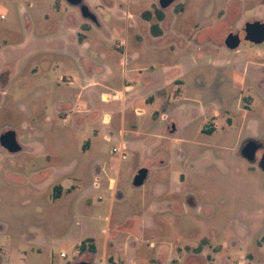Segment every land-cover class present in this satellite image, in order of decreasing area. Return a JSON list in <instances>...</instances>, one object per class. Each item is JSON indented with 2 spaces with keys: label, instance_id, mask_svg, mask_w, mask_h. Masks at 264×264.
<instances>
[{
  "label": "rangeland",
  "instance_id": "obj_1",
  "mask_svg": "<svg viewBox=\"0 0 264 264\" xmlns=\"http://www.w3.org/2000/svg\"><path fill=\"white\" fill-rule=\"evenodd\" d=\"M85 3L108 32H86L91 22L66 0H0V137L14 131L22 147L0 144V264H91L95 243L103 258L104 216L108 261L127 264L129 244L142 264L163 263L170 248L182 264H264V43L245 41L246 24L264 22V0H178L159 8L160 23L159 0ZM68 20L88 45L70 46ZM231 33L237 50L226 47ZM104 66L107 88L95 91L107 95L94 100L83 70ZM124 86L134 89L125 96ZM250 141L260 145L253 162L242 155ZM141 169L148 178L135 187ZM62 184L79 189L56 200ZM83 215L102 220L83 230Z\"/></svg>",
  "mask_w": 264,
  "mask_h": 264
},
{
  "label": "crops",
  "instance_id": "obj_2",
  "mask_svg": "<svg viewBox=\"0 0 264 264\" xmlns=\"http://www.w3.org/2000/svg\"><path fill=\"white\" fill-rule=\"evenodd\" d=\"M86 1V0H85ZM68 3V2H67ZM69 4V3H68ZM86 4V3H85ZM70 5V4H69ZM87 5V4H86ZM71 6V5H70ZM88 6V5H87ZM72 7V6H71ZM72 8H77V7H72ZM90 8V7H89ZM77 9H79V8H77ZM91 9V8H90ZM80 10V9H79ZM92 11V10H91ZM93 12V11H92ZM80 13H81V11H80ZM94 13V12H93ZM95 14V13H94ZM81 16H82V14H81ZM83 17V16H82ZM84 19V18H83ZM86 20V19H85ZM91 23H88V25H87V29L88 30H86V32H88V33H91V32H93L94 30H105L106 32H108V30H107V28H106V26H105V24H104V22L101 20V19H98V24H96V23H94V22H92V21H90ZM255 22H257V21H255ZM264 23V22H263ZM134 27V25H133V23H131V21H129V19H126V25H125V35H126V38H125V53H128V40H129V33H130V30L132 29ZM64 30H65V38L66 37H71L72 38V40H71V42H69L70 43V46L71 47H73L74 46V44H77L78 46H81V45H83V46H86V45H88V36L87 35H85V34H82V35H84V39H83V41L81 42L80 40H79V35L81 34V33H79L78 31H77V29L73 26V24L71 23V22H69V20H68V22L65 24V28H64ZM76 35H78V40L79 41H77L76 40ZM79 42H81L82 44H80L79 45ZM82 47V46H81ZM126 48H127V50H126ZM90 55H85V57H83V55L81 54V53H78V57H80V59H82L83 61H86V62H89L90 64H93L94 66H96L95 65V61L92 59V58H90L89 57ZM104 58H106L107 56L105 55V54H103L102 55ZM123 61H124V63L122 64L123 65V70H124V73H125V75H127L128 74V67H129V65L132 63V59L131 58H129V57H127V55L125 54V57H124V59H123ZM102 68V69H101ZM100 68V70H99V72H91V71H88L87 69H84L83 71H84V73L86 74V77H87V81H88V83H89V88L91 89L90 90V94H91V96H92V98L94 99V100H96L97 99V97L98 98H100V100L101 101H103L104 99H105V97H104V95H107V93H102L100 96H98V94H96V91H95V87H100V88H107V85L106 84H104V80L107 78L108 79V77L112 74V70L109 68V67H106V66H104V67H101ZM171 67H168V68H165V70H169ZM173 68V67H172ZM136 73V71H132V74L134 75ZM165 74V73H164ZM151 78H154L153 76H150ZM100 79V80H99ZM161 87V86H160ZM134 88H133V86H124L123 87V91H124V94H125V96H126V94H127V92L128 91H132ZM100 111V110H99ZM96 113V112H98V109L96 110V111H92V113ZM106 115H105V117L106 118H108V110H105V112H104ZM100 119L101 120H103V118H101L100 117ZM123 118H122V122H123ZM105 126H107V125H105ZM215 131V130H214ZM213 131V132H214ZM212 132V133H213ZM212 133L210 134V135H212ZM124 130L122 129L121 130V134H120V139H121V136L124 138ZM125 140V139H124ZM125 142V141H124ZM92 150V143H90L88 146H86V152L85 153H88V152H90ZM119 162H120V160H119ZM75 172V170L74 171H72V173H74ZM102 172H104V168L102 167V171H101V174H102ZM96 178H100V175H96ZM75 183H77V180L75 181ZM116 185H117V181H116V179H114V184H113V188L111 189V191H110V193H111V196H110V200H109V208L110 209H112V207L114 206V204H115V201H116V195H117V187H116ZM59 186H61L62 187V190H63V192H61V195H60V197L58 198V199H56V200H59V199H62L63 198V196L65 195V194H67V195H69V196H73V195H75L76 193H77V190L79 189V186H77L76 184H71L70 186H65V185H59ZM94 189H96V187L94 186ZM89 193L87 192H85L83 195H82V197L84 198V200H86L87 201V203H88V206L89 207H92V201L89 199ZM92 219V221L93 222H97V220L99 219V220H102L101 219V216L100 215H97L94 219L93 218H90V217H88L87 215H83V216H80L79 217V219H78V221H77V227L78 228H83V230L84 229H89L90 228V223H91V220ZM104 221H105V223H106V228L104 229V233H105V243H104V248H103V258H97V255H98V250H97V245H96V243H95V246H94V248H95V251H94V255H95V258H93V260H92V262H91V264H118V263H116L115 262V260H112V256H111V258H110V261H108L107 260V257H108V255H109V250H110V248H112L113 250L115 249V246L113 245V244H109V242H110V236H111V233H113V229H112V220L110 219V217L109 216H104ZM89 221H90V223H89ZM117 227H119V225H117ZM119 237H120V234H118V235H116V236H114V238L112 239V241L114 242V241H118L119 240ZM89 238H91V239H93L94 241H95V238L94 237H89ZM80 243V242H79ZM127 246V245H126ZM122 247L120 250L125 254V255H128V256H130V258H127V264H142L137 258H135L134 257V249H131V247L129 246V244H128V246L127 247ZM163 251L164 250H162V251H160V254H159V256H161L162 254H163ZM173 250H172V248H170L168 251H167V258L166 259H164V261H163V263L161 262V264H182V262L180 261V262H178V261H176L175 260V258L177 257L176 256V254H173ZM179 253H182V250L180 249L179 250ZM162 257H165V256H162ZM161 258V257H160ZM188 258V257H187ZM172 259H174L173 261H172ZM184 260H185V258H184ZM126 262V261H125ZM123 264H126V263H123ZM152 264H156V262H153Z\"/></svg>",
  "mask_w": 264,
  "mask_h": 264
},
{
  "label": "water",
  "instance_id": "obj_3",
  "mask_svg": "<svg viewBox=\"0 0 264 264\" xmlns=\"http://www.w3.org/2000/svg\"><path fill=\"white\" fill-rule=\"evenodd\" d=\"M72 7H77L80 9L81 14L84 19L92 21L98 24L97 16L91 11L89 6L85 4V0H66ZM178 0H161V7L168 8L173 3ZM245 41L253 44H263L264 43V23L257 21L252 23H247L245 26ZM242 43V39L239 34H229L225 44L230 50H237ZM0 144L2 147L7 149L11 153H17L22 150L21 145L18 142L17 135L14 131H8L0 137ZM259 150V146L256 142L250 141L243 149V157L250 162H253L256 158V153ZM260 168L264 171V153L260 161ZM149 171L147 169H141L134 179V186L141 187L144 185L146 179L148 178ZM88 264V263H82Z\"/></svg>",
  "mask_w": 264,
  "mask_h": 264
},
{
  "label": "trees",
  "instance_id": "obj_4",
  "mask_svg": "<svg viewBox=\"0 0 264 264\" xmlns=\"http://www.w3.org/2000/svg\"><path fill=\"white\" fill-rule=\"evenodd\" d=\"M143 16H144V18H145L146 20H150V18H151V13H148V12H147V13H144ZM163 20H164V19H163V15L161 14V15L159 16L158 22L160 23V22H162ZM85 29L88 30L87 27H86ZM151 30H152V33L154 34V36H156V37H159V36L162 35V30H161L160 25H159L158 23L152 25ZM83 39H84V35L80 34V35H79V40L82 42ZM213 131H214V129H210V131H208V133L211 134ZM61 191H62V187H61V186H57V187L55 188V194H54L55 199H58V198L60 197V195H61ZM80 249H81L82 251H85V250H86L85 243H82V244H81V248H80ZM90 249H91L92 252L95 251L94 246H91ZM199 251H200V250H199Z\"/></svg>",
  "mask_w": 264,
  "mask_h": 264
},
{
  "label": "built area",
  "instance_id": "obj_5",
  "mask_svg": "<svg viewBox=\"0 0 264 264\" xmlns=\"http://www.w3.org/2000/svg\"><path fill=\"white\" fill-rule=\"evenodd\" d=\"M124 148H125V142H124V138L121 136V142H120V148H114L113 152L114 153H119V160H123L125 158V154H124Z\"/></svg>",
  "mask_w": 264,
  "mask_h": 264
},
{
  "label": "flooded vegetation",
  "instance_id": "obj_6",
  "mask_svg": "<svg viewBox=\"0 0 264 264\" xmlns=\"http://www.w3.org/2000/svg\"><path fill=\"white\" fill-rule=\"evenodd\" d=\"M160 7H161V0H159L158 6L157 7H154L155 8V10H154V17H156L157 19H159V16L161 15V11H159V8ZM162 9H167V8H162ZM163 19H164V15H163ZM258 146L260 148V145L259 144H258Z\"/></svg>",
  "mask_w": 264,
  "mask_h": 264
}]
</instances>
